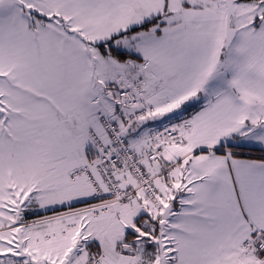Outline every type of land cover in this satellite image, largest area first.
<instances>
[{"label":"snow or ice","instance_id":"snow-or-ice-1","mask_svg":"<svg viewBox=\"0 0 264 264\" xmlns=\"http://www.w3.org/2000/svg\"><path fill=\"white\" fill-rule=\"evenodd\" d=\"M0 264H264V0H0Z\"/></svg>","mask_w":264,"mask_h":264}]
</instances>
